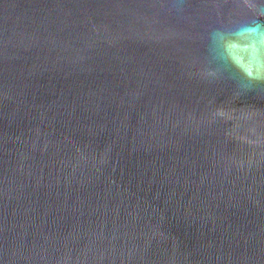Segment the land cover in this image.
<instances>
[{"label":"water","instance_id":"obj_1","mask_svg":"<svg viewBox=\"0 0 264 264\" xmlns=\"http://www.w3.org/2000/svg\"><path fill=\"white\" fill-rule=\"evenodd\" d=\"M264 0H0V264H264V81L210 33Z\"/></svg>","mask_w":264,"mask_h":264},{"label":"clouds","instance_id":"obj_2","mask_svg":"<svg viewBox=\"0 0 264 264\" xmlns=\"http://www.w3.org/2000/svg\"><path fill=\"white\" fill-rule=\"evenodd\" d=\"M209 49L219 61L209 70L210 75H220L226 65L242 78L243 86L264 81V21L253 19L234 27L213 30Z\"/></svg>","mask_w":264,"mask_h":264}]
</instances>
